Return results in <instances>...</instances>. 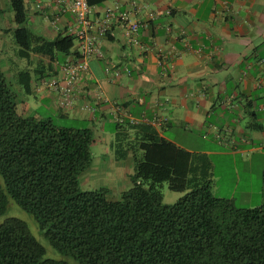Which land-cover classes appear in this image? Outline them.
<instances>
[{
  "label": "trees",
  "instance_id": "16d2710c",
  "mask_svg": "<svg viewBox=\"0 0 264 264\" xmlns=\"http://www.w3.org/2000/svg\"><path fill=\"white\" fill-rule=\"evenodd\" d=\"M9 7L17 26V56L29 60L25 0H9ZM51 45L68 54L74 38L58 35ZM19 75L30 93L29 74ZM123 123L116 122L118 145L130 138L129 132L136 137L147 131L136 139L142 157L131 153V186L117 200L108 198L107 188L82 190L80 176L93 160V132L24 116L0 64V215L16 204L33 217L59 257H45L28 225L11 217L0 224V264H70V259L80 264H264V205L241 209L232 199L215 197L203 155L204 166L193 167L195 154L159 136L149 124ZM163 183L181 194L175 202H163Z\"/></svg>",
  "mask_w": 264,
  "mask_h": 264
},
{
  "label": "crops",
  "instance_id": "0c3cea01",
  "mask_svg": "<svg viewBox=\"0 0 264 264\" xmlns=\"http://www.w3.org/2000/svg\"><path fill=\"white\" fill-rule=\"evenodd\" d=\"M69 1L25 0L32 42L38 40L34 49L51 54L46 45L58 35L73 37L74 47L68 54L54 51L46 61L32 50L30 59H17V65L6 58L16 83H21V72L29 74V86L33 82L37 89L46 81H61V66L78 58L76 19L66 11ZM91 11L95 27L107 23L108 30L97 36L100 55L89 57L72 107L59 110L62 118L94 135H103L109 122L116 127V116L124 122L140 120L141 127L149 124L159 136L195 154L193 167L198 168L209 151L195 152L165 132L179 127L185 134L215 137L211 143L221 147L220 155L248 152L246 161L257 154L264 157L259 153L264 151V0H104L91 5ZM129 24L138 25L131 39L126 35ZM10 30L5 21L0 23L3 58ZM44 61L47 69L39 65ZM17 105L26 117H42ZM146 134L139 131L135 138Z\"/></svg>",
  "mask_w": 264,
  "mask_h": 264
},
{
  "label": "rangeland",
  "instance_id": "374dc122",
  "mask_svg": "<svg viewBox=\"0 0 264 264\" xmlns=\"http://www.w3.org/2000/svg\"><path fill=\"white\" fill-rule=\"evenodd\" d=\"M42 2H45V0H42ZM6 4L5 0H0V23L5 21L8 28H11L10 33L13 35V31L17 26L13 21V14L9 8V3L8 5ZM27 26L30 32H32L30 18H28ZM12 35L8 37L10 44L9 48H7L8 46H5V48L3 47V49L7 50V53H5L6 57H2L0 64L6 76L9 88L16 94L17 103L21 104L23 107L34 109L44 118L52 119L58 126L66 128H84L80 127V123H75L68 118H62L60 116V111L69 108L61 107L57 99H53V95H57L48 92L44 85L39 86L37 89L32 82L30 85V93H28L21 84L13 80L12 77L15 70H13L12 73L7 70L8 61L6 58H9V63H11V61L16 62V65L19 64L17 59L20 58L17 56L18 47ZM33 36L34 35L31 33V38H33ZM34 39V43L38 41L36 39L34 41ZM33 42L31 44V50L36 52L39 58L46 61L54 55L51 44L46 45V47H49L52 51L51 54L47 55L43 49H34ZM45 61L44 63L39 62V65H43L44 68L47 69V63ZM114 126V123L109 122L103 135H98V132L95 131V141L91 146L92 165L80 176V188L82 190H94L101 187L110 189L108 195L110 200L119 199L120 195L118 194L131 186L130 177L134 173V157L131 153L134 151L136 158L140 159L142 157V152L137 149L138 141L131 132H129L130 138L124 139V141L122 139L121 142H119L121 146L116 144V142L114 143L116 138V135L113 134L116 132ZM196 132L197 131H194L192 135L189 133L185 134L182 128L177 127L170 132H165L164 136L174 139L193 150H197L195 152H203L204 150L209 151L205 153V155L208 162H210L212 194L215 197L232 199L235 206L241 209L264 205V157L261 154H257L252 160L246 161L247 156H249L248 152L237 155L232 153L224 155L217 154L218 151L222 149L217 146L215 142V145L211 143V139L215 137L201 136ZM106 139L111 141L108 142ZM127 149L131 150L129 151L128 157L122 158L120 156L121 151ZM259 153H264V151H260ZM197 154L202 155V153ZM197 174L201 175V169ZM160 190L163 194V202L166 204L175 202L181 196V194L169 190L166 183L161 185ZM11 217L20 219L28 225L30 232L45 248V257L58 260L59 257L57 253L48 245L46 238L38 229V225L32 216L23 211L16 204L10 203L6 211L0 215V224ZM70 260V264H80L75 260Z\"/></svg>",
  "mask_w": 264,
  "mask_h": 264
},
{
  "label": "built area",
  "instance_id": "2783aa9c",
  "mask_svg": "<svg viewBox=\"0 0 264 264\" xmlns=\"http://www.w3.org/2000/svg\"><path fill=\"white\" fill-rule=\"evenodd\" d=\"M66 11L72 14L76 19V30L74 37L79 42L78 58H72L61 66L63 73L61 81L49 80L44 82L45 87L52 93L57 95V102L61 107L70 108L73 105L77 85L83 80V76L88 73V59L92 55H100V51L96 45L97 36H103L107 33V23H102L95 27L90 19L91 6L88 0H70L67 4ZM126 19V14L121 15ZM138 30L137 24H129L126 31L128 37L136 34ZM115 78L120 77V72L113 71ZM96 99L101 100V96L97 95ZM116 106V105H115ZM118 108V107H117ZM116 122L123 123L122 117L116 116ZM132 124H141L140 120L130 119ZM155 125L156 122H152Z\"/></svg>",
  "mask_w": 264,
  "mask_h": 264
}]
</instances>
